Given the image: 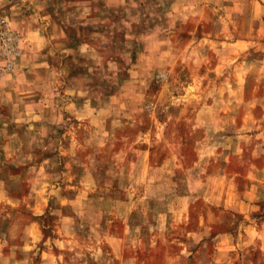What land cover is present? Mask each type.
I'll return each mask as SVG.
<instances>
[{
  "label": "rangeland",
  "instance_id": "obj_1",
  "mask_svg": "<svg viewBox=\"0 0 264 264\" xmlns=\"http://www.w3.org/2000/svg\"><path fill=\"white\" fill-rule=\"evenodd\" d=\"M0 245L264 264V3L3 0Z\"/></svg>",
  "mask_w": 264,
  "mask_h": 264
},
{
  "label": "crops",
  "instance_id": "obj_2",
  "mask_svg": "<svg viewBox=\"0 0 264 264\" xmlns=\"http://www.w3.org/2000/svg\"><path fill=\"white\" fill-rule=\"evenodd\" d=\"M262 171H263V169H262ZM244 173H245V175H242L241 173H237V174H235V175H237V178H238V179H240L241 177L246 178V172H244ZM213 174H214V173H213ZM213 174H211L210 176H207V179L214 178ZM260 176L262 177V172H260ZM260 176H258L257 179H260V178H259ZM225 177H226V176H225ZM234 178H236V177H234Z\"/></svg>",
  "mask_w": 264,
  "mask_h": 264
},
{
  "label": "clouds",
  "instance_id": "obj_3",
  "mask_svg": "<svg viewBox=\"0 0 264 264\" xmlns=\"http://www.w3.org/2000/svg\"><path fill=\"white\" fill-rule=\"evenodd\" d=\"M0 3H3V0H0ZM261 3H264V0H257V7H259ZM184 18L187 19V16H185ZM81 95H84V93H81ZM37 119H39V117H37ZM2 247L3 245H0V248Z\"/></svg>",
  "mask_w": 264,
  "mask_h": 264
}]
</instances>
